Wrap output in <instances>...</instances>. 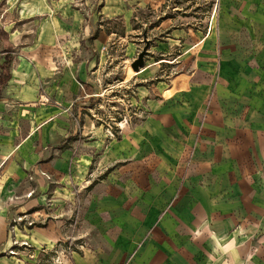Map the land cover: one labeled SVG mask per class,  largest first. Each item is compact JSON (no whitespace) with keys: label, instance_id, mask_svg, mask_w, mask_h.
Returning a JSON list of instances; mask_svg holds the SVG:
<instances>
[{"label":"crops","instance_id":"1","mask_svg":"<svg viewBox=\"0 0 264 264\" xmlns=\"http://www.w3.org/2000/svg\"><path fill=\"white\" fill-rule=\"evenodd\" d=\"M145 1L155 11L168 8L166 0ZM113 4H103L98 15L111 12ZM211 13L210 31L195 34L188 45L184 31L172 32L186 43L176 61L185 58L189 69L155 92L146 120L122 140L132 155L141 150L151 157V172L127 183L113 175L89 189L83 212L89 246L64 264H264V0H213ZM159 19L162 26L175 18L163 13ZM52 29L20 53L18 74L12 61L0 100L40 105L42 113L28 116V131L13 135V148L35 155L30 160L38 162L36 188L45 187L44 175L56 178L52 200L59 205L71 197L63 193L69 173L92 162V150L79 153L60 145L77 133L93 138V131L75 127L82 114L71 106L100 97L78 79L99 73L109 38L101 30L92 38L88 24L82 46L78 38ZM8 41L13 46L10 35ZM55 42L60 50L51 67L40 56V44ZM61 45L74 55L63 56ZM102 157L109 160L107 152ZM131 161L127 167L138 168L137 158ZM66 169L67 176L61 173ZM29 190L32 184L24 195ZM44 196H25L21 206L46 220L30 232L29 241L39 246L61 233V220L38 206ZM56 208L53 213H60Z\"/></svg>","mask_w":264,"mask_h":264},{"label":"rangeland","instance_id":"2","mask_svg":"<svg viewBox=\"0 0 264 264\" xmlns=\"http://www.w3.org/2000/svg\"><path fill=\"white\" fill-rule=\"evenodd\" d=\"M110 1L117 3L108 6L112 11L98 15L103 12V4ZM212 1L166 0L168 8L160 12L159 9L153 10L145 0H0V23L9 32L14 46V74H18L20 68V53L39 41L40 34L48 28L65 31L67 36L78 38L82 46L81 38L88 24L92 38L100 30L109 38L104 42L106 56L99 73L93 78L78 79L80 87L88 85L91 93L101 94L100 97L77 100L71 106V112L82 114L75 127L86 130V133L93 131V138L77 133L65 137L60 145L74 146L79 153L92 150V162L86 168L81 163L73 174L67 169L62 170L61 173L66 176L69 173L67 177L71 178L67 181V191L63 193L70 192L71 197H65L59 205L52 200L55 188L52 179L56 178L44 175L45 187L36 188L38 183L33 176L38 175V162L30 160L35 155L27 148H13V135L28 131L29 124H32L28 116L42 113L38 108L40 105L35 102L32 108H28L27 103L18 99L0 100V263L64 264L74 251L79 252L89 246L83 221L89 189L103 180H113V175L127 183L134 177H143L151 172L148 165L151 157L141 150L132 155L122 140L124 135H129L132 129L146 120L149 113L147 102L156 96L155 92L159 88H167L175 76L189 69L185 58L176 61L186 43L183 39H173L171 34L177 29L184 31L188 45L195 34L209 32L213 26ZM173 5H178L180 10L172 9ZM163 13L175 19L164 21L160 26L159 16ZM67 44L73 46L72 43ZM64 46L61 45L64 50L60 51L63 56L70 58L74 55L71 47ZM145 46L147 52L143 56L142 68L147 70L133 75L135 70L131 63ZM4 47L5 43L0 41V61ZM40 50L43 61L49 60L50 66L55 67L51 62L56 50H60L59 46L42 43ZM38 140L36 138L35 143ZM101 152L103 156L108 153L107 162L105 157L101 160ZM132 158H137L138 168L127 167ZM29 184H32V190L24 195ZM42 192L44 200L38 206L46 215H54L61 220V233L51 243L39 246L29 241L30 232L35 226H45L46 220L44 216L36 218L26 214L21 211V206L25 196L30 198ZM56 207L60 208V213H53Z\"/></svg>","mask_w":264,"mask_h":264},{"label":"trees","instance_id":"3","mask_svg":"<svg viewBox=\"0 0 264 264\" xmlns=\"http://www.w3.org/2000/svg\"><path fill=\"white\" fill-rule=\"evenodd\" d=\"M8 32L0 26V40L5 43L3 55L0 62V97L4 85L11 77V65L13 61L14 47L9 43Z\"/></svg>","mask_w":264,"mask_h":264},{"label":"water","instance_id":"4","mask_svg":"<svg viewBox=\"0 0 264 264\" xmlns=\"http://www.w3.org/2000/svg\"><path fill=\"white\" fill-rule=\"evenodd\" d=\"M146 52H147V46L144 47L142 52L139 54L138 58L131 63V67L133 70L140 71V69L144 67L143 56L145 55Z\"/></svg>","mask_w":264,"mask_h":264},{"label":"bare ground","instance_id":"5","mask_svg":"<svg viewBox=\"0 0 264 264\" xmlns=\"http://www.w3.org/2000/svg\"><path fill=\"white\" fill-rule=\"evenodd\" d=\"M145 69L147 70V68H141L139 72H136V71H135V72L133 73V75H134V74H138V73L144 71Z\"/></svg>","mask_w":264,"mask_h":264},{"label":"built area","instance_id":"6","mask_svg":"<svg viewBox=\"0 0 264 264\" xmlns=\"http://www.w3.org/2000/svg\"><path fill=\"white\" fill-rule=\"evenodd\" d=\"M15 227V226H14ZM25 243H27V242H25Z\"/></svg>","mask_w":264,"mask_h":264}]
</instances>
